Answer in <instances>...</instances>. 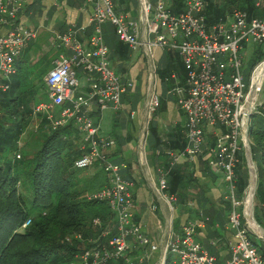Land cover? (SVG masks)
Returning <instances> with one entry per match:
<instances>
[{
	"label": "built area",
	"instance_id": "obj_1",
	"mask_svg": "<svg viewBox=\"0 0 264 264\" xmlns=\"http://www.w3.org/2000/svg\"><path fill=\"white\" fill-rule=\"evenodd\" d=\"M28 1L0 0V95L8 89V81L16 72L15 59L37 38L36 30L18 20ZM183 1V10L176 13L168 0H139V40L137 22L118 14L112 0H85L92 7L89 36L80 38L74 27L55 36L57 45L67 48L69 53L60 54L52 61L43 80L46 98L34 104L32 114L44 117L52 129L75 120L82 135L83 151L74 166L79 169L97 166L104 172L106 184L88 199L107 202L114 214L110 230L102 228L100 217L92 219L93 226L102 231L88 238L89 247L77 253L70 264H166L167 253L177 255V264H264L260 249L249 237L251 232L243 208L242 213L240 210L243 199L237 201L234 194L248 114L264 117V108H259L262 103L258 102L264 78L248 108L252 87L256 90L253 74L261 62L251 70L246 87L239 50L244 42L264 45V17L248 18L246 11L233 9L217 22L207 24L202 14L204 0ZM107 21L114 25L118 39L132 51L142 48L151 61L153 48L175 50L187 69L186 86L176 85L171 90L185 116L186 143L182 150L168 152L170 165L182 160L191 163L206 152L209 167L221 174L225 199L232 205L227 225L235 233L229 246V258L224 262H218L196 238L208 218L187 220L180 232L173 230L171 224L165 253L135 221L134 181L122 175L125 163L110 159L108 150L114 147L115 140L104 136L100 126V113L108 108L119 109L122 94L133 86L130 79L121 80L107 60L108 47L102 33V24ZM79 71L86 76L87 91L82 89ZM151 71L154 76L155 69ZM153 87L151 82L146 102V109L152 112L159 105V95L153 92ZM91 111L96 114L91 115ZM142 133L144 140V131ZM165 188L166 179L161 171L156 190L172 211L176 198L165 193ZM30 222L28 217L21 227L25 228ZM70 238L81 239V235L73 234ZM140 247L144 248L143 253H137ZM157 250L160 252L152 260V253Z\"/></svg>",
	"mask_w": 264,
	"mask_h": 264
},
{
	"label": "trees",
	"instance_id": "obj_2",
	"mask_svg": "<svg viewBox=\"0 0 264 264\" xmlns=\"http://www.w3.org/2000/svg\"><path fill=\"white\" fill-rule=\"evenodd\" d=\"M120 1L124 3L125 0ZM204 2L202 14L207 24L217 22L233 9L246 11L248 18L264 17V3L256 6V0H222L219 4L217 0ZM170 3L174 12L183 10V0H170ZM112 47L120 59L124 61L129 59L131 49L126 43L116 38ZM163 51L168 53L167 63L163 68L157 67L155 73L160 82H165L167 92L171 93L176 85L186 86L187 69L177 51L167 49ZM259 57L258 55L257 58ZM15 67L16 72L8 81V89L0 95V264H70L77 253L89 247V237L98 236L106 224L110 226L114 224V214L107 202L88 199L90 194L105 184L97 189H89L90 181L84 172L87 168L79 169L74 166V161L83 151L82 135L74 119L52 129L48 120L42 117L41 122L46 126L41 125L38 130L32 129L31 134L34 135V132L40 134L36 137L40 139L38 148L32 153L27 151L28 148L24 149L29 142L28 136L23 138L25 143L19 146L21 135L28 133L27 128L32 121L34 97L32 91L20 88L22 81L18 77L17 58ZM160 106L159 98V105L148 122L146 139L148 141V136H153L154 152L151 158L157 162V166L160 165L164 173L166 179L164 192L176 194L182 205H186L189 198L193 199L187 195L188 191L195 193L199 200L201 198L205 200L204 190L198 184L192 163L186 161L170 165L171 157L168 152L182 150L185 146V127L176 125L168 131H160L153 117ZM263 107L264 102L259 108ZM249 130L253 160L255 164L260 160L264 169V117L253 114ZM18 153L19 158L16 157ZM205 157L206 152L199 154V163L205 164L207 161ZM239 158L240 164L243 163L245 166L243 170L238 168L236 173L234 194L237 201L243 199L249 184L243 149ZM256 167L258 181L254 195V217L264 227V170L260 173L257 164ZM21 187L28 194L29 203L25 201ZM221 202L223 203L221 214L224 211L228 212L230 201L222 199ZM187 212L189 213V210ZM227 212L224 214L225 218ZM213 214L219 215L215 211ZM28 217L31 218L30 224L21 228ZM94 217L101 218L102 228L93 226ZM225 218L219 219L223 221ZM188 219L186 217L184 222ZM242 219L244 221V218ZM73 234H80L81 239H68ZM250 234L256 237L254 233ZM253 242L261 246L260 251L264 257V240L260 238L259 242L254 240ZM168 258L169 253L166 255V264Z\"/></svg>",
	"mask_w": 264,
	"mask_h": 264
},
{
	"label": "crops",
	"instance_id": "obj_3",
	"mask_svg": "<svg viewBox=\"0 0 264 264\" xmlns=\"http://www.w3.org/2000/svg\"><path fill=\"white\" fill-rule=\"evenodd\" d=\"M168 1L170 2V0ZM221 1L222 0H217L218 4ZM255 3L256 6H260L261 4L264 3V0H256ZM114 7H115V11L118 14L123 15L126 19L133 18L132 16L133 10H131L130 8L133 6L132 3H130V0H125L124 3H121L120 0H114ZM91 9H92L91 4L85 2V0H29L24 6V8L21 10V12L19 13L18 20L26 27L32 28L37 31V35H38L37 39L42 40V45H41L42 49L44 51H50L49 53H51L49 60H50V64H52V61L60 54L69 53V50L67 48L57 45V42L55 40L56 34L63 33L67 31L69 28L74 27L75 29H77L80 38L83 39L87 38L91 32V27L89 26V16L91 13ZM254 17H259V16H254ZM107 47H108V55L110 56V66L112 67V69L116 73L117 71H120L123 80L130 79L134 83L136 73L131 67H129L133 53L130 54L128 60L124 61L114 53L113 47L110 48L108 45ZM25 51L23 53H25ZM21 59H25V56L20 55V58L17 60V62L20 61ZM121 66H123V70H121ZM81 75L83 76L81 86L82 85L84 86L82 87V89H84V91H87L89 88H87V86L85 88L86 76L83 74ZM133 86H135V84ZM44 93H45L44 95L47 94L46 90L44 91ZM45 97L38 98L37 102L44 100ZM37 102L34 103L36 104ZM175 106H173V108L167 109L169 111V118L165 120L166 122L163 125L164 127H160L159 123H157L160 131L163 130L168 131V129H171L176 125L184 126L185 116L182 113V111L178 108V106L176 107ZM138 107L139 104H137L134 107L133 102H129L128 105L126 104V101L123 102L121 101L119 109L114 110L112 108H108L106 110H103L100 113L101 133L104 136L111 137L115 140V145L110 150H108L109 152L108 155L112 161H116L118 163L119 161H121L120 163H125L126 168L124 170L126 171V174L124 176L134 181L133 193H134V198L136 200L135 221H138L142 225L143 232L146 233V235L149 236L152 241H155L159 246V248L161 249L166 240V225L168 223L167 217L170 218V223L172 224V229L174 230L173 219L176 210L174 202L177 201L178 197L176 194H173L175 195L176 199L173 202V210L170 211L168 208V204L165 203L163 200L160 201L156 196V191L153 188V186L156 187V185L154 184L155 182L152 183V186L149 185V181L147 178L148 176H144L147 185L145 184L141 185L140 181L135 178L134 175L135 170L133 164H130L131 160L126 159L124 155L126 152L125 151L126 145L128 144V141H131V138L133 137L132 132H134V129L136 127V122L138 120V116H137L139 109ZM172 109L173 111H178L180 113L181 119H178L177 117L172 115ZM106 111L111 112L110 115L111 121L109 122V125L107 127H104L102 124V120H103L104 112ZM95 114H96L95 111H91V115H95ZM40 118L41 117L38 118L35 116L32 117L31 122L33 123L32 126L33 130H37L41 125L43 127L46 126V124H42ZM167 122L169 124H167ZM32 123H30L29 126H31ZM44 129L46 128H43V130ZM23 134L20 137L18 143L19 146H22L25 143L23 139ZM141 149L143 148L141 147ZM175 151H180V150H175ZM205 159H207V157H205ZM183 162L186 161L184 160L180 161V163ZM191 163L190 164L192 165L194 174L198 178V184L204 190L205 194L203 198L205 200H203L202 198L199 200L198 197L195 195V193H194V197L192 196L193 198L192 200L190 198L188 199V203L186 205H189L190 207L188 206L189 208L187 209L192 210L196 208V210L194 209V212L191 215L188 212H184L183 213L184 219H182V224L187 221L186 220L184 222L186 217L189 218L188 220H201V218L202 219L208 218L204 226L198 230V234L196 238L205 248H207L208 245H210L213 248L214 252L212 254H214L217 257L218 262H224L229 258V254H230L229 246L230 243L234 241V234H235L234 229L227 225L228 214L226 216V221L225 220L221 221L219 219L218 214L214 215L213 218H211V215H205V210H203L204 209L203 206L208 205L209 208L211 209L213 208L212 210H209V212L215 211L221 214V208L223 204L221 201L222 199L227 200L225 199L224 196L226 192L223 186V182L222 179H218L212 173V172L214 173L216 172L213 171L211 167H209L207 161L205 162V164H201L199 163L197 157L195 161ZM148 164H149V160H148ZM149 167L152 168L150 164ZM153 170H154L153 172H155L156 175L157 174L160 175L161 172L160 165L157 166V168L153 167ZM223 189H224V194H223ZM187 195L188 196L190 195L189 197H191L193 193L191 191H188ZM160 199L162 198L160 197ZM200 203H203V205H200ZM183 207H185L184 204ZM158 209L160 211H158ZM157 211L159 212V214L162 216L163 219H161ZM219 222H222V224H220ZM212 241H214L215 244H212ZM159 252L160 250H157L154 253H152V257H151L152 260H155Z\"/></svg>",
	"mask_w": 264,
	"mask_h": 264
},
{
	"label": "rangeland",
	"instance_id": "obj_4",
	"mask_svg": "<svg viewBox=\"0 0 264 264\" xmlns=\"http://www.w3.org/2000/svg\"><path fill=\"white\" fill-rule=\"evenodd\" d=\"M112 2L114 3V0H112ZM130 3H132V6H133V7H130L131 10H133V14H132L133 18H131L129 20L136 21L137 25H138V29L140 30L141 25H140L139 0H130ZM102 33H103L105 43L111 48L114 40H116V38H118L116 35V30H115L114 25H112L109 21H107L106 23H103L102 24ZM37 37H38V35H37ZM139 40H141V30H140ZM41 45H42V40L37 39V38L35 40H32L29 43L25 53L21 54L22 56L23 55L25 56V59H21L20 61H18V66H19L18 77H19L20 81H22L20 88L22 90L26 89L27 91H32V93H33L32 96L34 97V102H37L38 98H40V97L44 98L46 96V95H44L45 94L44 91L46 90V87H45L43 80H44L45 74L52 67V65L50 64V60H49L51 53H49L50 51H44L42 49ZM158 52L160 53V55ZM161 52H164V53H163L161 60H159V58L161 56ZM131 53H133V56L131 58V62L129 64V67H131L136 73L135 82L133 83V85L135 84V86L127 87L126 91L122 94L121 101L122 102L126 101V104H128V105H129V102H133L134 107L137 104H139V107H138L139 109H138V115H137L138 120L136 122V127L134 129V132H132L133 137L131 138V141H128V144L126 145V149H125L126 152L124 151L125 152L124 155H125L126 159L131 160L130 164H133V167L135 170V172H134L135 178L140 181V184L141 185L142 184L147 185L144 176H148L147 178L149 181V185L152 186L153 182H155L154 183L155 185L157 184V179H158L159 175L158 174L156 175L155 172H153L154 171L153 167L157 168L156 161L151 158V155L154 152L153 136H151V135L148 136V141L146 139L147 138V126H148L147 121H149L153 115L152 110L149 111L146 109L148 90L150 88L151 82L153 83V86H154L153 92L155 91L156 94L159 95V98L161 100V106L159 107V109H157L155 116H153L154 122L159 123L160 127H164L163 125L166 122L165 120H167V118H169V111L167 109L173 108V106L176 105L175 104L176 102L174 103V96L171 95V93L167 92L168 89H167L165 82H160L161 80L157 79L156 74L154 76H153V73L151 74L152 69H156L157 67L159 69L165 67V65L167 63L168 53H165V51H163L161 48H153V50H152V56L153 57L151 60V64L149 62L150 60L148 59L147 54L143 51L142 48H140L136 51L131 50ZM171 54L174 56L173 52H171ZM239 54L241 56V68H240V70H241V74L243 76V82H244L245 86L247 87V85L249 83L250 73H251V70L253 68V65L254 64L257 65L259 62H262L264 60V45H257V44H254L252 42H244L243 47L239 50ZM258 55L260 56L259 57L260 59L257 58ZM19 58H20V56L17 57V60ZM137 58H139V59H137ZM107 60L110 64V56L109 55L107 56ZM257 60L259 62H257ZM121 70H123V66H121ZM117 73L122 80L123 77L121 76L120 71H117ZM81 74H83V73L79 71L78 72V78H79L80 83L83 80V76ZM254 78H255V74H254ZM124 82H125V80H124ZM36 97H37V99H36ZM163 102L165 103V107H163ZM258 102L259 103L264 102V81H263V84H262L261 89H260L259 94H258ZM110 115H111V112H109V111L104 112L103 120H102V124L104 127H107L109 125V122L111 121ZM172 115L177 117L178 119H181L180 113L178 111H173V109H172ZM167 124H169V123L167 122ZM32 126H33V123L31 126H29L27 128L28 133L23 134V138L25 136L29 137V142L27 143L26 148L24 147L25 150H27V148H28L27 151L29 153L34 152L38 148V145H39L38 141H40L39 137L36 139V137L39 136L40 134H36L34 132V135H31L32 134ZM30 127H31V129H30ZM143 131H144V141L142 138V143H141L142 145H140V140H141L140 138H141V136L143 137V133H142ZM29 132H30V134H29ZM143 145H144V147H143V149H141V147ZM20 153H21V155L23 154V149L20 150ZM131 158H133V159H131ZM148 160H149V164L152 166V168L149 167ZM144 161L146 162L147 168L144 167V164H145ZM113 162H116V161H113ZM120 162L121 161H119V163ZM116 163H118V162H116ZM256 164L258 166L260 173H262L264 169H263V166H262L260 160L256 161ZM256 164H255V166H256ZM244 166H245V164L243 165V163H241L240 165H238L237 170H238V168L243 170ZM84 172L89 179L88 181H90L88 183L89 189H95V188L97 189V188L103 186L104 184H106V182H107L104 172L100 168H98L97 166L87 168V169H85ZM256 172H257V167H256ZM212 173L218 179H221V174L219 172H216V173L212 172ZM125 174H126V171L125 170L122 171V175H125ZM149 176H150V178H149ZM257 181H258V179H257ZM85 186L87 187V185H85ZM21 192L25 198V201L27 203H29L28 194H26L24 192V189L22 187H21ZM223 194H224V189H223ZM193 195H191V197ZM241 201H242V199H241ZM174 205L176 207V210L174 213L173 228H174V230L180 232L181 227H182V219H184L183 213L187 212L189 210L190 211L189 213L191 215V214H193L194 209L196 210V208H194L192 210L191 209L187 210V208H189L190 206L184 205L185 207H183V205L181 204V200L180 199L178 200V198H177V201L174 202ZM200 205H203V203H200ZM241 205H240V210L242 213L243 205L242 206ZM229 206L230 207H229L228 212L224 211L222 213V215L219 214L220 219L225 218L224 214H226V212H227V214H229V212L231 211V207H232L231 202H230ZM203 208H204L203 210H205V215H214L213 214L214 212H209V210H212L213 208L212 209L209 208L208 205L203 206ZM158 211H160V210L158 209ZM158 211H157V213L159 214ZM159 216L161 217V219H163L160 214H159ZM113 220H114V218H113ZM225 221H226V218H225ZM219 223L222 224V222H219ZM112 226H110V224H106L105 230L106 229L110 230L112 228ZM249 230L251 233H253L251 231V229H249ZM249 237L252 241L253 240L256 242L260 241V238L257 235H256V237H254V236H249ZM257 247L261 250L260 245L259 246L257 245ZM206 249L210 253L214 252L213 248L210 245H208V247ZM143 251H144V248L140 247L137 250V253H143ZM167 264H177V255L170 253L169 258L167 260Z\"/></svg>",
	"mask_w": 264,
	"mask_h": 264
},
{
	"label": "water",
	"instance_id": "obj_5",
	"mask_svg": "<svg viewBox=\"0 0 264 264\" xmlns=\"http://www.w3.org/2000/svg\"><path fill=\"white\" fill-rule=\"evenodd\" d=\"M149 62L151 64V61ZM262 62L264 65V60ZM251 101H252V97L249 98L248 108H250ZM252 115L253 113L249 112L248 119H247L245 129H244V139H243L244 156H245L246 164L248 167V173H249L248 190L243 198V215H244V218L248 226L250 227L249 229H251V231L255 235H257L259 238H262L264 240V227L254 217V195H255L256 188H257V172H256V166L253 160L252 149H251V144L249 140V135H250L249 122H250V118ZM148 122L149 121H147V124ZM144 167L147 168L146 162L144 164ZM254 181L256 182V184H254ZM153 188L156 191V196L161 201L162 199H160V195L158 194V191L156 190L154 186ZM167 219H168V223L166 225V238L168 236V232L171 227L170 218L167 217ZM161 250L163 253H165L164 252L165 243L163 244Z\"/></svg>",
	"mask_w": 264,
	"mask_h": 264
},
{
	"label": "bare ground",
	"instance_id": "obj_6",
	"mask_svg": "<svg viewBox=\"0 0 264 264\" xmlns=\"http://www.w3.org/2000/svg\"><path fill=\"white\" fill-rule=\"evenodd\" d=\"M153 71H151V74H152ZM254 74H255V78H254ZM253 74V78H254V81H255V86H256V90L254 89V86L252 87L251 89V92H250V97H252V100L255 99V97L257 96V89L259 88V85H261L262 81H263V78H264V65L263 63L261 62V64L256 68L255 72ZM142 136H141V143H142ZM144 141V140H143ZM254 184H256V182L254 181ZM248 188L246 189V192H247Z\"/></svg>",
	"mask_w": 264,
	"mask_h": 264
}]
</instances>
